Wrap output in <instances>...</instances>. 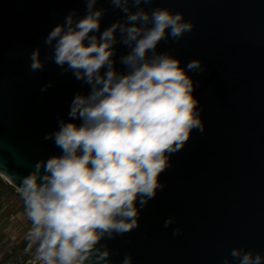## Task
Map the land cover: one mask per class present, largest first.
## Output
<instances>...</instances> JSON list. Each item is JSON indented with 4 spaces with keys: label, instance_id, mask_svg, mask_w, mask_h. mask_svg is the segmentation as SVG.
Segmentation results:
<instances>
[{
    "label": "water",
    "instance_id": "1",
    "mask_svg": "<svg viewBox=\"0 0 264 264\" xmlns=\"http://www.w3.org/2000/svg\"><path fill=\"white\" fill-rule=\"evenodd\" d=\"M96 7L107 9L101 32L123 18L107 0ZM141 7L182 12L194 23L157 51L181 66L202 61L206 71L189 75L205 131L194 130L171 157L160 177L167 187L141 211L140 226L102 241L112 264L125 254L133 264H223L237 247L264 255V0H153ZM73 9L84 15L83 0H0V174L17 188L35 162L59 154L43 136L57 129V114L67 118L75 92L89 91L50 61L42 71L29 67L35 48L42 60L51 54L43 41ZM115 47V67L122 70L118 58L127 49ZM49 82L53 87L41 92ZM170 216L176 222L166 229ZM176 227L182 234L174 237Z\"/></svg>",
    "mask_w": 264,
    "mask_h": 264
},
{
    "label": "clouds",
    "instance_id": "2",
    "mask_svg": "<svg viewBox=\"0 0 264 264\" xmlns=\"http://www.w3.org/2000/svg\"><path fill=\"white\" fill-rule=\"evenodd\" d=\"M83 2L84 15L69 11L45 37L51 54L42 60L37 47L29 56L32 72L50 61L60 76L71 73L89 89L74 93L67 118L57 114V129L43 136L59 154L35 162L17 188L30 221L27 250L34 248L37 264H112V250L102 241L140 226L141 211L167 187L160 177L171 157L194 130L205 131L189 75L206 71L202 61L181 66L179 58L157 51L161 41H179L194 23L182 12L141 7L153 0H107L123 18L101 32L107 9L96 7L101 0ZM117 44L127 49L118 58L122 70L115 67ZM175 222L170 216L163 226ZM181 234L172 229L174 237ZM229 257L223 264H264V255L242 247ZM120 264H133L132 255Z\"/></svg>",
    "mask_w": 264,
    "mask_h": 264
},
{
    "label": "crops",
    "instance_id": "3",
    "mask_svg": "<svg viewBox=\"0 0 264 264\" xmlns=\"http://www.w3.org/2000/svg\"><path fill=\"white\" fill-rule=\"evenodd\" d=\"M29 227L30 221L25 215L21 196L0 188V264L18 262L15 256L7 257L4 248L9 252L17 247L20 240L26 237Z\"/></svg>",
    "mask_w": 264,
    "mask_h": 264
},
{
    "label": "rangeland",
    "instance_id": "4",
    "mask_svg": "<svg viewBox=\"0 0 264 264\" xmlns=\"http://www.w3.org/2000/svg\"><path fill=\"white\" fill-rule=\"evenodd\" d=\"M0 188L3 190H11L12 192L20 196L17 190V187L14 186L12 183L8 182L1 174H0ZM21 240L18 246L15 248H12L11 251L9 252L4 248V254L6 253L5 255L7 257L15 256L16 261H18L15 264H37V262L34 260V248L31 251L27 250L28 242L26 240V237Z\"/></svg>",
    "mask_w": 264,
    "mask_h": 264
},
{
    "label": "bare ground",
    "instance_id": "5",
    "mask_svg": "<svg viewBox=\"0 0 264 264\" xmlns=\"http://www.w3.org/2000/svg\"><path fill=\"white\" fill-rule=\"evenodd\" d=\"M3 176V175H2ZM8 182H10L5 176H3Z\"/></svg>",
    "mask_w": 264,
    "mask_h": 264
}]
</instances>
